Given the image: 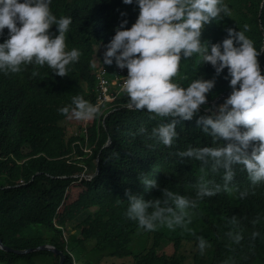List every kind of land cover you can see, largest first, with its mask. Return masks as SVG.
<instances>
[{
  "label": "trees",
  "instance_id": "obj_1",
  "mask_svg": "<svg viewBox=\"0 0 264 264\" xmlns=\"http://www.w3.org/2000/svg\"><path fill=\"white\" fill-rule=\"evenodd\" d=\"M223 2L229 13L203 25L201 41L219 42L226 27L243 30L247 24L264 74V0ZM50 10L71 16L66 49L75 47L81 54L63 77L32 64L0 73V233L5 243L17 249L53 244L66 254L65 264H264V181L253 183L243 166L232 165L233 178L225 185L224 169H213L210 158L179 154L216 146L196 123L208 114L205 106L191 120H181L129 110L121 89L115 101H98V84L110 87L115 76H126L120 71L126 69L103 65L102 52L121 19L128 20L125 27L134 22L137 6L121 0H51ZM6 35L5 28L0 42ZM201 76L214 78L207 105L222 103L231 90L226 69L217 75L209 63L182 57L173 79L186 86ZM74 95L98 107L93 120L68 119L58 111ZM173 119L176 136L163 145L151 130ZM144 179L157 186L145 185ZM201 184L219 188L197 198ZM165 189L195 202L185 209L187 224L144 231L124 215L129 194L163 202ZM69 230L77 231L72 246L64 239ZM93 252L96 260L88 255ZM0 264H61V255L0 247Z\"/></svg>",
  "mask_w": 264,
  "mask_h": 264
},
{
  "label": "clouds",
  "instance_id": "obj_2",
  "mask_svg": "<svg viewBox=\"0 0 264 264\" xmlns=\"http://www.w3.org/2000/svg\"><path fill=\"white\" fill-rule=\"evenodd\" d=\"M125 5L135 4L136 18L129 27L121 19L114 27V35L104 45L102 64L113 65L126 73L116 77L119 87H109L103 94L97 85L101 104L116 100L121 91L127 96L129 110L144 109L158 117H178L191 120L200 107L206 115L197 118L203 132L216 142L213 147L188 149L181 156H195L198 160L210 158L213 169H224L225 185L233 178L232 165H241L248 178L256 183L264 181V74L258 64L259 50L251 35L250 26L243 30L226 27V36L219 42L201 41L202 26L229 8L223 0H121ZM51 0H0V33L7 29L0 42V73H17L24 66H47L57 76H65L69 66L80 57L79 49H66L65 34L72 22L71 16H56L50 10ZM125 15L121 12V16ZM77 15L73 21L74 26ZM55 25V32L50 31ZM256 46V47H254ZM261 56L264 54V47ZM195 56L197 62H207L218 75L226 69L230 92L222 103L207 105L206 94L214 87V78L202 76L181 86L173 79L183 57ZM33 76L37 75L34 70ZM68 119L93 120L99 109L81 95L71 97L69 104L58 108ZM173 119L151 130V136L163 145L173 143L176 136ZM139 131L143 132L141 127ZM143 183L155 188L156 182L144 179ZM216 189L205 184L199 186L197 198L211 196ZM164 199L145 200L128 195L124 215L134 220L138 228L152 231L159 224L171 229L187 224L185 209L195 202L167 189ZM255 235V233L253 234ZM238 238V237H237ZM203 250L205 241L199 240Z\"/></svg>",
  "mask_w": 264,
  "mask_h": 264
},
{
  "label": "water",
  "instance_id": "obj_3",
  "mask_svg": "<svg viewBox=\"0 0 264 264\" xmlns=\"http://www.w3.org/2000/svg\"><path fill=\"white\" fill-rule=\"evenodd\" d=\"M0 247L5 251L15 252L18 254H26V253L35 252L38 250H51L61 255V264H65V261H66V254L61 249H59L57 246L50 244V243L40 244L36 247H31L27 249H17V248L7 245L0 233Z\"/></svg>",
  "mask_w": 264,
  "mask_h": 264
},
{
  "label": "rangeland",
  "instance_id": "obj_4",
  "mask_svg": "<svg viewBox=\"0 0 264 264\" xmlns=\"http://www.w3.org/2000/svg\"><path fill=\"white\" fill-rule=\"evenodd\" d=\"M87 149H89V147L87 148ZM78 221H81V220H78V219H76L75 221H74V223H77ZM72 226V225H71ZM68 233H65V240H67V241H69V242H71V246L74 244V240H75V237L73 236V235H76V230H69V231H67ZM144 243H145V239H144ZM70 246V247H71ZM138 247H141V244H138L137 245ZM139 249V248H138ZM90 257H91V259H94V260H96L97 259V254H95V252H93V253H90V254H88Z\"/></svg>",
  "mask_w": 264,
  "mask_h": 264
},
{
  "label": "built area",
  "instance_id": "obj_5",
  "mask_svg": "<svg viewBox=\"0 0 264 264\" xmlns=\"http://www.w3.org/2000/svg\"><path fill=\"white\" fill-rule=\"evenodd\" d=\"M108 90H109V87L103 86L102 88L103 94H107Z\"/></svg>",
  "mask_w": 264,
  "mask_h": 264
},
{
  "label": "crops",
  "instance_id": "obj_6",
  "mask_svg": "<svg viewBox=\"0 0 264 264\" xmlns=\"http://www.w3.org/2000/svg\"><path fill=\"white\" fill-rule=\"evenodd\" d=\"M116 85H117V82H114V83L111 85V88L116 89V88H117Z\"/></svg>",
  "mask_w": 264,
  "mask_h": 264
}]
</instances>
